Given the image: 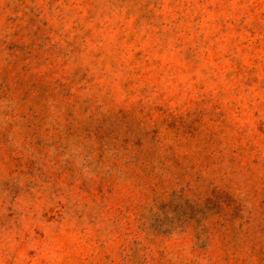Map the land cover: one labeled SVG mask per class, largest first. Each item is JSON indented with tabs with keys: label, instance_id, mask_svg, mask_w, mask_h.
<instances>
[{
	"label": "rangeland",
	"instance_id": "1",
	"mask_svg": "<svg viewBox=\"0 0 264 264\" xmlns=\"http://www.w3.org/2000/svg\"><path fill=\"white\" fill-rule=\"evenodd\" d=\"M0 264H264V0H0Z\"/></svg>",
	"mask_w": 264,
	"mask_h": 264
}]
</instances>
